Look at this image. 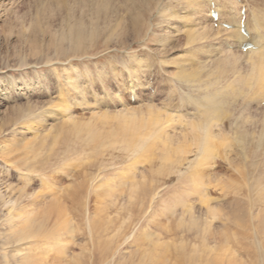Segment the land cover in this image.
I'll return each instance as SVG.
<instances>
[{"label":"rangeland","instance_id":"1","mask_svg":"<svg viewBox=\"0 0 264 264\" xmlns=\"http://www.w3.org/2000/svg\"><path fill=\"white\" fill-rule=\"evenodd\" d=\"M97 1L0 0V264H21L22 258L26 260L24 264H113L122 254L137 261L145 245L136 247L135 240L144 229L158 231L156 241L163 246L169 245L164 264L205 263L209 255H204V245L216 248L224 240L229 250L244 264H264V232H258L253 237L254 241L244 236L247 231L250 237L253 234L248 215L242 219L239 230H225V214L237 207L235 203L231 206L232 211L225 207L222 185L217 187L213 184L215 190L212 184L206 185V196L218 211L209 229L206 228V206L201 201V195L191 194L189 174L195 159L192 153L186 155L181 166L172 163L163 168L158 157H154L152 164H140L139 168L146 176V185L152 184L153 192L158 194L151 208L145 202L147 213L138 216L139 223L135 218L136 212L134 217L124 209L130 182L121 189V196L102 200L104 189L108 190L106 193L113 192L120 174L127 171L134 158L123 147L103 148L99 143L88 142L86 130L103 135L99 137L102 143L104 135L116 129L119 120L115 116L123 106L142 110L146 104L157 107L169 105V110L184 107L186 112L192 113L189 103L185 101L187 105L183 102L182 106L178 100L182 90L187 92L186 86L182 84L183 88L177 82V73L181 74L178 66L188 67L194 60L203 59L204 55L194 53L192 47L196 46L187 44L189 22H168V29L162 23L163 3L166 5L167 2L168 10L173 7L174 11L182 12L185 0L151 3L153 5L144 9L145 13L138 14V18L144 17L138 19L136 33L128 26L127 14L123 15V25L127 28L121 25L123 33L119 31V36L114 22L105 24L102 19L97 21V27L94 26L97 34H89V22L94 18L90 8ZM253 1L238 0L237 8L242 4V9L249 4L254 7ZM76 21L84 23L87 30L77 47L72 40H59V36ZM213 28L217 27L213 25ZM164 36L167 42L162 46L159 40ZM231 51L238 52L236 47ZM238 56L241 58L240 66L245 70L240 67V72H246L247 59ZM138 59L142 63V69L138 70L142 84L134 88L127 68ZM193 69L191 67L190 70L193 72ZM68 77H71L70 81ZM233 89L237 90V87ZM256 89L255 93L258 92ZM255 93L250 97V110L244 112L248 121L244 127L252 138L258 136L264 125L261 112L264 104H255L258 103L255 99L258 93ZM242 98L238 95L234 104H230H233L232 107L229 106V111L234 110L235 116L242 108ZM63 104L67 106V111L61 108ZM114 133L115 137L120 136L119 131ZM251 147H247L249 154L245 165L239 158L235 159V164L242 165V169L246 170L244 180L241 181L237 172L234 169L231 171L225 161L216 163L215 168L208 171L223 179L231 175L233 186L241 185L240 198L243 195L241 199L246 208H240L247 210L248 204L254 201L252 209L255 210L252 212L257 218L258 214L264 217V149L256 147L250 150ZM222 150L220 153L225 159L226 150ZM234 155L233 149L229 156L233 158ZM53 201L65 211L62 218L57 219L55 214L48 217L47 207ZM190 206L197 219L194 225L186 215L181 217L182 211ZM132 209L136 211L135 206ZM166 209L175 213L172 215ZM19 212L28 213L35 225L40 224L39 234L28 235V230L14 218ZM66 218L68 229L55 230L54 226ZM87 219L93 226L91 230L87 229ZM235 233H241L239 240ZM128 236L131 237L127 240ZM163 246L159 251L165 250ZM114 250L115 258L111 259L110 252Z\"/></svg>","mask_w":264,"mask_h":264},{"label":"bare ground","instance_id":"2","mask_svg":"<svg viewBox=\"0 0 264 264\" xmlns=\"http://www.w3.org/2000/svg\"><path fill=\"white\" fill-rule=\"evenodd\" d=\"M114 1L116 2L114 3ZM154 1L159 2L160 0H98L97 2H94V6L90 8V11H92L94 18L91 19L89 22V26L91 27L89 34L91 33L92 35L97 34V30H96L97 28L95 27H97V21L102 19L103 22H105V24H110V23L112 24V22H114L113 24V26H115L114 29L115 28L118 29V36H119L121 25H123V22L125 20V19L123 20V15L125 16L126 14L130 21L128 25L130 26V30L132 31L134 29V32L136 33L135 27L136 25H138V19L140 20L142 17H144V16L141 17L139 16L140 18H138V14L140 12H142L143 14V12L145 11L144 9L147 6L149 7L150 5H153L151 3H154ZM211 3L214 4L215 6L214 12L217 11V16L219 17L216 29L213 28V23L211 22V19L208 16V13L211 9V5H210ZM237 3L238 0H185L182 3L184 4V8L181 6L184 9V10L182 9L183 10L182 12L179 10L174 11L173 7L171 10L169 9L170 12H167L169 11L167 8L169 7V5L167 4V2L166 5L165 3H163V8L161 9L162 10L161 14L163 13V15L161 19H162V23L165 24V27L166 25L169 24L168 22H173V24H178L181 20L185 21L186 23L189 22L188 25L189 27L188 29L186 28L187 44L196 46V47H192V51L194 53L201 52L204 55L203 59H198V61L194 60V63H191V65H188V67L182 68L180 67V65L179 66L177 65L181 71V74L177 73L178 75L176 76L178 79L177 82L179 83V86L181 85V87H183L182 84H184L187 89V92L185 91L183 92L182 90V92H180L181 94L180 93L178 94V100L180 104H182L185 101L189 103V105H191L192 107L191 108L192 113H188L189 111L186 112L185 110L186 108L184 107L183 109L181 110L178 109L176 111L174 109H171L174 111L171 112V110H169L170 109L169 105H166L168 107H166L165 105H163V107H157L153 104H146L142 110L140 109L136 110L135 107L132 106H128V107L123 106L121 111L117 112L115 116V118L119 120L118 125L115 127L116 129H113L112 130L113 132L111 134L108 133L107 135H104L103 137L104 141L102 143L100 142L102 140L99 137L103 135L95 133L91 129H87L86 140L88 142H95L96 144L99 143L101 144L100 146L103 148L107 146L114 148L123 147L124 150H126L127 153L133 155L134 158L133 162L131 161L132 163L129 165L127 171L120 174V177L118 178L119 183L118 185L115 186L113 192L109 191L108 193H106L108 190L104 189L102 200L104 198H111L113 196L114 197L121 196V194H123V191L121 189H123L125 185L127 183L129 184L130 182L131 183L129 184L130 186L126 185L128 186V192L126 195L127 202L124 203V207H125L124 209L128 211L127 214L130 216L135 217V212H136L135 218L138 219V216L140 214L144 213L145 215L147 213L148 208L146 209L145 202H147L146 205L149 208H151L152 203H154L155 197L158 194L153 192L154 186L152 187V184L151 185L149 184V186L146 185V176L144 175V172L140 170L139 168L140 164H143L144 162L148 164H152L154 157L155 158L158 157V160L160 161V165L163 168L168 164H172V163L175 164V166L176 165L181 166L183 164V161L186 160L185 159L186 155L192 153L195 159L193 161L194 168H192L190 172L191 174H189L190 184H191V194L198 196L201 195V201L206 206L204 211L205 212L204 220L206 221L205 222L206 228L208 227L209 229V227L211 226L210 222L215 220L216 218L215 215L217 214L216 212H218L217 209L213 207V205H211L210 203L211 199H208L206 196L207 195L206 190L208 189L206 185L212 184L213 190H215L214 189L215 186L213 185L215 184L217 187L218 186L220 187L222 185L223 187V188L221 187L222 190L225 189L222 191L223 196L226 198L225 207L231 209V206L234 205V203L236 205L235 207H237L235 208L233 206L235 210L232 211L233 209H231L230 211L232 212L225 214L224 216L225 224L223 223V225L226 226L224 227L225 230L227 231H230L232 229L239 230V228L242 227L241 226V223L243 221L242 219H244V217H247L248 215V219H249L248 223H249L250 231H253V234L251 233L252 235L250 234L251 235L250 237L249 235H247L248 234L247 231L246 234L244 235L246 238H248L247 240L254 241L253 237L259 234L258 232H260L261 230L262 231L260 233L264 232L263 231L264 217L258 214V217L256 218L254 217L255 215L252 212V210H255L252 209L253 206L255 205L253 203L254 201L248 204L247 210L240 208V207L244 208L246 206L244 205V201H242L243 195L241 196L242 199L240 198L242 192L240 189L241 187L239 186L241 185L236 184L237 187L236 186L234 187L233 186L234 180L230 177L231 175L228 176L226 175L227 177L223 179L212 173L209 174V171L215 168L216 163L219 164V162L221 163V161H225V165L229 166L231 171H233L234 169L237 172L238 177L242 181L246 176L244 172L245 169L244 170L242 169L243 167L242 165H245L246 160L248 159L249 153L247 154L248 152L247 147L253 146L250 148V150H253L256 147L259 148L262 147L264 149V125L262 127L263 129L260 130L258 136L254 138L251 137V135L249 134L250 132L246 131L244 127L245 122H248L244 117V112H247L248 109L250 110V101H251L250 97L251 95L253 96V94L255 93L254 92L255 88L258 89V90L256 89L258 91L257 92L258 97L254 95L256 97L255 98L256 101L258 102L255 104L258 105L261 102H263L264 104V0H254L253 1L254 7H250L249 6L250 4L247 6L245 5L243 6L245 14L242 24L246 31L245 35L241 34L240 32L241 18H242L240 16V10L243 4L241 6H239L240 5L239 4L238 5L239 7L237 8ZM223 24L226 26L225 28L221 26ZM85 26L86 25L81 21H76L71 27L67 29L66 32H63L59 36V40L63 41L65 39L66 40L69 39L72 40L75 47L79 46L82 41L83 35L87 31L85 30ZM123 27L127 28L124 25ZM165 27L164 29H166L168 26L166 28ZM174 27L176 28V26ZM120 32L123 33V30H121ZM159 42H161V45L163 46V44L167 42V37L165 36L161 37ZM245 43H247L249 47L243 53L240 51V49H241V45ZM230 45H234V46H230ZM233 47L237 48L238 55H242L246 57L247 61H245L246 62L245 65L246 66L248 65L247 67L248 69L246 70V72L241 73L242 71L245 70L243 69V67H241L242 66L241 62H239L241 58L239 59L238 58L239 56L234 51H231V48ZM190 57L191 55L189 56V58ZM190 66L192 68L194 67L193 72L190 70L191 69ZM240 67L242 69L241 72H240L241 70ZM140 69H142V63L140 62V59L136 60V63H134L132 67L127 68V71H129L128 74L129 73L131 74L132 86L134 88L142 84L139 78L140 76L138 77V70ZM202 69L204 70L201 72ZM186 70L188 72H186ZM166 73L167 72H165V74ZM67 79L70 81L71 77L70 78L68 77ZM145 80L146 82L148 81V79ZM73 87L76 88L75 86ZM181 87L178 89H181ZM235 87H237L238 91L233 89ZM238 95L239 96L242 95L243 105L241 110H238L240 112L237 114V116H235V114L233 113L234 110L229 111V106L232 107V105L234 104V100L236 99V97H238ZM232 102L233 104L230 105ZM187 103L185 105H187ZM61 108L64 111H67L68 109L65 104L61 105ZM261 112L264 115V110H262ZM96 115H98V113H96ZM230 118L233 119L229 120ZM251 123L252 121L250 117V124L249 123L246 124L251 125ZM114 131L116 132L119 131L120 136L115 137ZM252 142L254 144H252ZM232 148L235 150V155L233 158L229 156L230 151L233 150ZM220 149L221 150L223 149L224 151L226 150L225 159L223 155L220 153L221 151ZM156 150L159 151L158 156H156ZM238 158L240 159V162L242 161L241 166L238 163L235 164V162H237L235 161V159ZM175 168L178 169V167ZM150 193L151 195L147 196ZM122 198L124 199L123 196ZM57 204L58 203L53 201L52 204L47 207L48 217L49 215L52 214H55L57 216L56 217L57 219L59 217L62 218L63 216H65L64 213L65 211L62 209L61 206H58ZM134 206L136 207V211L135 209L134 210L132 209V207L134 208ZM98 207L100 208L101 206L98 205ZM165 211L168 212L167 209ZM169 211L172 212L171 210ZM173 213H175V211L170 214L173 215ZM259 213H261L260 210ZM181 214H182V216L180 215L181 217H185L184 215H186L188 219L191 221L190 222L191 224L196 223L197 219H195L193 216L194 213H192L191 206L188 207L186 211H182ZM14 218L18 219V223H21V225H23V227L26 230H28L29 232L28 235H33L34 233L36 234L40 233V228H39L40 224L35 225L34 221H32L29 218L28 213L23 214V212H19L15 215ZM259 219H261V222L259 221ZM139 221L140 218L138 219L137 222L139 223ZM86 224H87L86 225L87 229L91 230L93 226L91 227L92 224L89 222L88 219ZM183 225L182 228H184ZM54 229L67 230L68 219L67 218L63 219L61 223L54 226ZM141 231L142 232L140 233L139 237L135 240L137 244L136 247L141 248V246L145 245L140 253L141 257L137 258L136 261V259L133 260L132 258H126V255L122 254L116 259L115 263L113 264H164L165 263L166 260V259L164 260L165 253L168 251L167 249L169 248L167 246L169 245L165 244V246H163L161 243H158L156 241V238L159 237L157 234L158 231L157 232L147 231V229ZM238 234L235 233V237L237 238V240H239V236L241 235V233L240 235ZM21 235L19 236L20 238ZM130 237L128 236L127 238L126 237L125 238L128 240V238ZM122 241H124V239ZM227 245L225 240L221 242V244H219V247L216 248L209 246L205 247L206 245H204L202 251H204L205 256L206 255L209 256L205 261V263L202 264H223V263L244 264L237 257H235L234 253H232L229 250ZM161 246H163L165 250L159 251L161 249ZM181 247L184 248L183 245H181ZM116 250H114L112 253L110 252L111 259L115 258ZM195 254L197 253L195 252ZM199 256L205 259L204 258L205 256L202 257V255L200 254ZM25 261H26L25 258H22L21 264H24Z\"/></svg>","mask_w":264,"mask_h":264}]
</instances>
